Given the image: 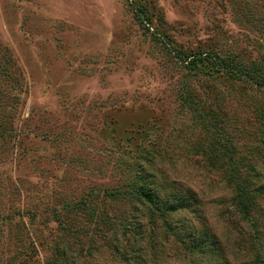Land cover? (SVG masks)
I'll return each instance as SVG.
<instances>
[{"label":"rangeland","instance_id":"obj_1","mask_svg":"<svg viewBox=\"0 0 264 264\" xmlns=\"http://www.w3.org/2000/svg\"><path fill=\"white\" fill-rule=\"evenodd\" d=\"M0 264H264V0H0Z\"/></svg>","mask_w":264,"mask_h":264},{"label":"trees","instance_id":"obj_2","mask_svg":"<svg viewBox=\"0 0 264 264\" xmlns=\"http://www.w3.org/2000/svg\"><path fill=\"white\" fill-rule=\"evenodd\" d=\"M219 59V64H221V67L223 70L230 72L231 69H233L231 67V64L226 63V61L220 60ZM194 62H196V58L193 59ZM246 74H248V72H245ZM241 74H243V72H241ZM246 74H243L244 76H246ZM253 75V74H252ZM20 92H22V90H20ZM16 100H21V96H18V98ZM2 128V127H1ZM9 128L4 127L1 135L6 139V140H12L15 137L14 132L12 134H10L9 132ZM138 196L140 198V200L144 201L147 205H150L151 207H153L155 205V198L154 195L152 194L151 191L146 190V189H140L138 192ZM255 199H253V196L250 194L249 190H247L245 187H243L240 195H239V199L235 200V206L236 208L241 211L245 216H248L250 218L252 209L255 208V204H254ZM184 208H187V206H185ZM164 208H162V214H166L165 211H163ZM177 208H172L171 212H175L177 211Z\"/></svg>","mask_w":264,"mask_h":264}]
</instances>
